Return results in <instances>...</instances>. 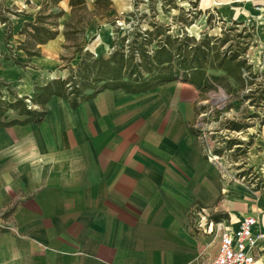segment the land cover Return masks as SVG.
Returning <instances> with one entry per match:
<instances>
[{"label": "crops", "instance_id": "0c3cea01", "mask_svg": "<svg viewBox=\"0 0 264 264\" xmlns=\"http://www.w3.org/2000/svg\"><path fill=\"white\" fill-rule=\"evenodd\" d=\"M211 6L224 21L264 17V0ZM16 39L0 21L4 82L21 76ZM53 76L34 73L37 86ZM27 85L19 96L30 97ZM201 93L173 81L104 89L76 107L53 95L40 122L0 125V264H210L214 224L237 229L247 215L261 235L252 264H264V187L220 179L190 130ZM24 117L8 109L0 121Z\"/></svg>", "mask_w": 264, "mask_h": 264}, {"label": "rangeland", "instance_id": "374dc122", "mask_svg": "<svg viewBox=\"0 0 264 264\" xmlns=\"http://www.w3.org/2000/svg\"><path fill=\"white\" fill-rule=\"evenodd\" d=\"M113 11L102 15L90 16L88 23L83 21L77 27L85 26V31L77 42H66L62 29L64 22L70 16V8L66 3H60L64 10L59 19V34L54 40L40 47V54L29 60L24 52L18 51L14 64L22 68L21 76L14 82L0 80L3 97L14 101L16 97L23 98L27 106L36 109L26 101L28 96H19L23 88L30 84L29 95L40 83L34 73L50 72L55 78H66L71 71L75 75V87L83 88L84 93H90L100 87L101 81L86 75L78 65L82 57H96L100 54L108 56L115 49L127 51L130 45H136L148 32L159 30L162 38L164 29L172 37L185 34L201 39L205 34L225 38L227 42L220 51L228 49L243 53L250 64L251 75L244 73L252 84L246 85L241 95H250L244 102L240 97L230 98L224 89L217 88L200 94L197 108L196 128L202 150L217 168L220 179L238 180L249 186L264 187V17L254 18L248 22L221 19L218 11L211 6L212 0H111ZM208 2V4H204ZM0 4L8 9L6 17L11 22L13 36L18 41L24 36L19 31L25 21H33L40 4L39 0L7 1ZM88 11H92L93 0H86ZM78 18V17H77ZM156 26H160L156 28ZM163 30V31H162ZM146 36V37H145ZM155 41V40H154ZM155 42L152 43V46ZM17 46L15 43L14 47ZM15 49V48H13ZM12 55V52H11ZM10 56V54H7ZM253 75V76H252ZM26 84V85H21ZM21 85V86H20ZM7 86V87H6ZM252 91V92H251ZM26 97V98H24ZM251 101V102H250ZM238 121L249 125L241 131L226 128L228 121ZM252 135V136H251ZM229 139H238L241 144L227 149ZM249 145H248V144ZM251 144V145H250ZM240 147V148H236ZM220 149V154H214Z\"/></svg>", "mask_w": 264, "mask_h": 264}, {"label": "trees", "instance_id": "16d2710c", "mask_svg": "<svg viewBox=\"0 0 264 264\" xmlns=\"http://www.w3.org/2000/svg\"><path fill=\"white\" fill-rule=\"evenodd\" d=\"M61 1L63 0H39L40 7L34 20L25 21L19 31L24 38L17 44V50H22L28 57L38 56L40 46L59 34V19L64 14V10L59 7ZM67 4L70 8V16L64 22L62 29L66 42H77L85 31V26L80 28L77 25L83 21L88 23L90 16L102 15L108 11L114 12L111 0H93L94 9L91 12L88 11L86 0H67ZM6 11L8 12V9L0 4V21L5 25L6 40H8L12 36V25L5 15ZM167 30L161 32L164 36L159 39H156L159 30L148 32L147 38H143L134 46L130 45L127 51L120 48L115 49L108 56L100 54L96 57L93 55H89L90 58L82 57L78 68H84L86 79L91 75L93 79L102 82L100 87L90 93H84L83 88L75 87L76 84L73 82L75 75L71 71L66 78H55L43 86L35 87L34 93L29 97V103L33 107L38 106L39 109L28 107L23 98L16 97L14 101L0 99V116L8 109L17 110L19 115L25 116L22 120L13 119L6 123L0 121V125L40 122L46 114L44 104L53 95L68 100L72 107H76L81 101L104 89H122L128 93H141L165 83L182 81L194 85L201 92L222 88L232 98L240 97L242 89L252 84L244 74L251 75V66L244 57L246 51L243 53L228 49L220 51L227 42L225 38L205 34L201 39H196L185 33L182 36L172 37L170 33H166ZM153 42L155 43L152 46ZM250 94L253 93L241 95L239 101L244 102L247 98H251L253 95ZM248 127L249 125L233 120L228 121L226 125L227 129L234 131ZM190 130L194 135L199 136L197 128L192 127ZM238 144H241L238 139H229L226 148L232 149ZM213 151L214 154L221 153L220 149ZM221 217L224 215L214 216L215 219Z\"/></svg>", "mask_w": 264, "mask_h": 264}, {"label": "built area", "instance_id": "2783aa9c", "mask_svg": "<svg viewBox=\"0 0 264 264\" xmlns=\"http://www.w3.org/2000/svg\"><path fill=\"white\" fill-rule=\"evenodd\" d=\"M214 225L219 245L210 264H252L257 241L261 237L255 232L257 219L253 215H247L241 220L237 229L225 226L223 221L216 222ZM0 226L5 227L1 218Z\"/></svg>", "mask_w": 264, "mask_h": 264}, {"label": "water", "instance_id": "95a60500", "mask_svg": "<svg viewBox=\"0 0 264 264\" xmlns=\"http://www.w3.org/2000/svg\"><path fill=\"white\" fill-rule=\"evenodd\" d=\"M52 79H55V76H53V77H52ZM28 97H29V96H28ZM26 101H27V102H30V100H29V99H26Z\"/></svg>", "mask_w": 264, "mask_h": 264}]
</instances>
